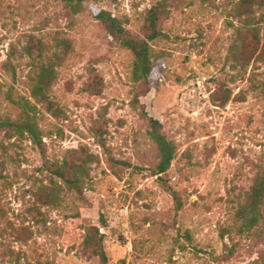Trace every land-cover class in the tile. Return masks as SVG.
Here are the masks:
<instances>
[{
  "label": "rangeland",
  "instance_id": "obj_1",
  "mask_svg": "<svg viewBox=\"0 0 264 264\" xmlns=\"http://www.w3.org/2000/svg\"><path fill=\"white\" fill-rule=\"evenodd\" d=\"M157 1L86 0L74 13L68 0H0V118L19 114L11 97L30 101L42 133L36 146L0 129V264H102L85 243L93 227L107 264H246L264 253L263 233L232 227L264 163V62L243 76L226 63L239 0H167L142 94L131 52L95 16L105 10L146 40ZM58 39L68 45L38 103L26 44L34 57L38 42L51 50ZM217 89L230 91L224 106L211 101ZM149 118L176 147L162 174ZM63 160L85 164L83 194L61 189L52 203L49 189L63 183L45 164ZM230 237L234 255L223 260Z\"/></svg>",
  "mask_w": 264,
  "mask_h": 264
},
{
  "label": "trees",
  "instance_id": "obj_2",
  "mask_svg": "<svg viewBox=\"0 0 264 264\" xmlns=\"http://www.w3.org/2000/svg\"><path fill=\"white\" fill-rule=\"evenodd\" d=\"M74 13L83 9V2L86 0H68ZM167 0H158L148 11L146 17L148 23V33L146 40L135 39L125 35V31L113 17L105 10H99L96 18L104 25L105 30L117 39L120 44L127 48L132 55L131 79L143 87L145 93L148 89V77L153 67L152 47L148 41H153L161 35L158 29V16L165 10ZM237 14L244 15L241 26L235 28V37L230 44L226 55V63L231 70L237 71L239 75H244L245 68L251 62H264V32L261 31V24L264 23V0H239ZM258 13V14H257ZM245 30V32H242ZM243 35V36H242ZM26 44V54L31 57L27 81L31 82V96L38 103H43L48 99V90L56 77L55 59H61L62 53L57 49L61 46L67 47L65 40L58 39L49 50L42 41L38 42L37 54L33 57L32 45ZM211 94V101L216 105L224 106L229 100L230 91L226 90L223 98H219L216 90ZM141 94V95H142ZM11 100L20 112L17 117L5 115L0 118V129L11 131L16 136L29 138L36 146L42 145V133L37 122L36 105L30 101ZM148 135L156 144L158 151V162L154 166V174L165 173L176 154L175 144L167 139L161 131V123L153 118H149ZM60 181V186L56 181L49 189V197L52 203L58 202L61 198L60 192L73 194L81 197L85 183L86 166L84 163H69L63 160L58 163L45 164ZM236 235L239 236H259L264 234V163L259 167L256 175L249 186L244 201L242 200L235 211V218L232 225ZM93 229V230H92ZM86 240V245L93 249V254L98 256L102 264H107V255L102 245V238L97 227L91 228ZM230 232L226 230V233ZM223 236V234H222ZM230 244H224L221 253L223 260L230 259L234 255L236 243L235 239L229 238ZM246 264H264V253H260L255 259Z\"/></svg>",
  "mask_w": 264,
  "mask_h": 264
}]
</instances>
